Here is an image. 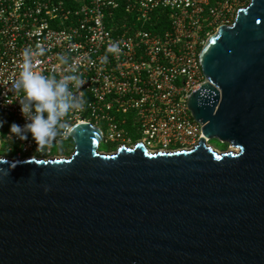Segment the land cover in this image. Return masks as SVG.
Instances as JSON below:
<instances>
[{
	"label": "water",
	"instance_id": "95a60500",
	"mask_svg": "<svg viewBox=\"0 0 264 264\" xmlns=\"http://www.w3.org/2000/svg\"><path fill=\"white\" fill-rule=\"evenodd\" d=\"M199 65L188 151L101 154L80 124L67 159L0 157V264H264V0L219 26Z\"/></svg>",
	"mask_w": 264,
	"mask_h": 264
},
{
	"label": "built area",
	"instance_id": "2783aa9c",
	"mask_svg": "<svg viewBox=\"0 0 264 264\" xmlns=\"http://www.w3.org/2000/svg\"><path fill=\"white\" fill-rule=\"evenodd\" d=\"M249 0H0V143L18 153L36 147L20 113L22 53L42 46L33 71L59 79L72 69L85 80L83 110L70 111L71 125L90 124L105 140L117 137L119 124H143V135L160 146L188 151L198 144L202 125L186 108L189 96L205 82L199 53L219 26L233 23ZM116 43L118 53L108 52ZM57 53L67 57L60 65ZM107 56L106 61L102 60ZM34 109H30V114ZM46 115V113H45ZM19 124L27 140L10 133ZM58 134L57 143L67 137ZM205 146L208 140H204ZM50 145V146H51ZM47 146L46 148H49ZM212 149V148H211ZM156 153H164L158 151Z\"/></svg>",
	"mask_w": 264,
	"mask_h": 264
},
{
	"label": "clouds",
	"instance_id": "9594fccd",
	"mask_svg": "<svg viewBox=\"0 0 264 264\" xmlns=\"http://www.w3.org/2000/svg\"><path fill=\"white\" fill-rule=\"evenodd\" d=\"M44 50L40 46L35 51L30 49L23 51L19 79L14 84L15 88L23 90L20 113L29 119L30 122L25 128L31 133L36 151L41 152L51 145L52 139L58 134L57 128L61 130L60 135L67 136L73 133V125L67 119L61 118L66 117L70 111L83 110L87 103L83 91L75 96L69 89V83L72 84L73 89H80L85 83L75 68L72 69V74L62 75L58 80L32 70L33 57L41 55ZM107 51L118 53V45L112 43ZM57 59L59 63L55 65V69L67 63V57L62 53H57ZM106 59L107 56L102 58L105 61ZM30 109H34L33 114H30ZM3 123L4 121L0 120V127ZM10 133L18 136L21 141L28 139L24 128L17 123L10 125Z\"/></svg>",
	"mask_w": 264,
	"mask_h": 264
},
{
	"label": "flooded vegetation",
	"instance_id": "af4514ba",
	"mask_svg": "<svg viewBox=\"0 0 264 264\" xmlns=\"http://www.w3.org/2000/svg\"><path fill=\"white\" fill-rule=\"evenodd\" d=\"M94 128V127H93ZM121 133L112 140H105L103 133L100 132V139L96 145V151L101 154H114L118 149H133L136 145H141L147 152L156 153L162 151L164 153L175 151L178 149L174 144L165 147L158 143L149 141L143 135V124L132 120H125L119 124ZM75 151V145L72 138L68 135L57 143H53L44 151H36V147L18 153L11 145L0 143V156L13 160H40L53 161L69 158Z\"/></svg>",
	"mask_w": 264,
	"mask_h": 264
},
{
	"label": "rangeland",
	"instance_id": "374dc122",
	"mask_svg": "<svg viewBox=\"0 0 264 264\" xmlns=\"http://www.w3.org/2000/svg\"><path fill=\"white\" fill-rule=\"evenodd\" d=\"M215 32V31H213ZM208 145L212 148V150L215 151L216 154H222V153H227V152H231V153H236V150L233 149L232 147L228 146L227 149L225 150H222L221 149V143H219L218 141L216 140H209L208 141ZM107 155H111V154H107ZM1 157V156H0ZM2 157H5V156H2Z\"/></svg>",
	"mask_w": 264,
	"mask_h": 264
},
{
	"label": "trees",
	"instance_id": "16d2710c",
	"mask_svg": "<svg viewBox=\"0 0 264 264\" xmlns=\"http://www.w3.org/2000/svg\"><path fill=\"white\" fill-rule=\"evenodd\" d=\"M228 146H229L228 144H221V149L225 150V149H227Z\"/></svg>",
	"mask_w": 264,
	"mask_h": 264
},
{
	"label": "bare ground",
	"instance_id": "6f19581e",
	"mask_svg": "<svg viewBox=\"0 0 264 264\" xmlns=\"http://www.w3.org/2000/svg\"><path fill=\"white\" fill-rule=\"evenodd\" d=\"M152 154V153H151Z\"/></svg>",
	"mask_w": 264,
	"mask_h": 264
}]
</instances>
